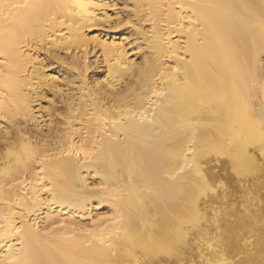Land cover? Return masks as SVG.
<instances>
[{
    "label": "bare ground",
    "instance_id": "bare-ground-1",
    "mask_svg": "<svg viewBox=\"0 0 264 264\" xmlns=\"http://www.w3.org/2000/svg\"><path fill=\"white\" fill-rule=\"evenodd\" d=\"M125 1L0 0V264H264V0Z\"/></svg>",
    "mask_w": 264,
    "mask_h": 264
},
{
    "label": "rangeland",
    "instance_id": "rangeland-1",
    "mask_svg": "<svg viewBox=\"0 0 264 264\" xmlns=\"http://www.w3.org/2000/svg\"><path fill=\"white\" fill-rule=\"evenodd\" d=\"M111 1V4H110V11L112 12H115L116 13V11L117 12H119V16L121 17V18H123L124 19V21H123V23L121 24V26L118 28V29H116L115 31H114V29L115 28H111L112 30H110L109 29V31L110 32H116L117 30V34H124V33H126V32H132L133 33V31L131 30V26H128L129 24H128V18H127V16L129 15H131L133 12V8H132V6H130L131 4H129V3H126V1L125 0H110ZM113 4V5H112ZM127 4V5H126ZM122 8V9H121ZM132 8V9H131ZM112 12V13H113ZM115 13H113V15L115 14ZM124 24V25H123ZM123 25V26H122ZM144 27H146V28H149V25H147V23H145L144 24ZM120 28H122V29H120ZM128 30V31H127ZM130 30V31H129ZM93 34H96V32H92L91 33V35H93ZM94 45V42H91V45L90 46H93ZM94 53L93 52H91L90 53V58H91V60L93 61V64L91 65V67L89 68V71L90 72H88V79L89 80H92L94 77H95V75H96V73L97 74H100L101 73V71L100 70H102L103 68L102 67H100V66H102V63L100 62V60H96L95 59V54L93 55ZM138 55H140V53H138V54H136V55H131V57L132 58H135L136 60H138ZM54 67H55V65H54ZM59 68H61V67H59ZM100 68V69H99ZM76 71V72H75ZM103 71V70H102ZM68 72H70L72 75H76L75 77L73 76V78H74V80H75V78L77 79L78 78V71L77 70H71V68H69L68 69ZM74 72V73H73ZM61 77H62V74H61ZM75 81H77V82H79L80 81V78H79V81H78V79L77 80H75ZM48 97L47 98H45V100L43 101V104L45 105V104H47L50 100H51V98H49L48 100ZM263 164H264V162H263ZM87 190L89 189V191L90 192H88L86 195H84V196H87L86 198H88V200H87V202H91L92 204H93V206L90 208L91 210V213L90 212H86V213H84L83 215H82V213H78V212H76V213H78V214H76V213H74V215L76 216H74V215H72V217H71V219H69V217L68 216H70V215H67V217L65 216V218H67V220L66 221H68V224H71L72 223V226L73 227H77V228H75V229H77L76 231L79 233V234H82V233H85L87 230H85V229H88V227H90L92 224H94L96 221H98V222H101V221H106V220H108L109 219V217L111 216V211L113 210V207L112 206H110L111 205V203H108L107 201H105L104 200V198H103V200H100V198H99V196H98V193H97V191H98V189H100V187H102V185L100 184V182H99V177H96V175H93V174H90V175H87ZM100 186V187H99ZM91 188V189H90ZM97 190V191H96ZM95 192V193H94ZM42 195H43V199H46L47 200V194H45L44 192H42ZM45 197V198H44ZM91 197V198H90ZM85 198V199H86ZM110 204V205H109ZM22 208H20V207H18L17 208V210H16V212H17V215L18 214H20L19 212H23L24 213V211H23V209L21 210ZM37 209V207H34V209H32V210H30V215L28 216V218L30 217L31 219H33L34 217H35V215H36V213H38V212H36L35 213V210ZM34 210V211H33ZM46 211V209H44V207L42 208V214H44L43 212L44 211ZM35 215H34V214ZM25 214H26V212H25ZM33 214V216H31ZM82 215V216H81ZM43 216V215H42ZM75 217V218H74ZM107 218V219H106ZM71 220H73V221H71V223H70V221ZM101 220V221H100ZM93 222V223H92ZM45 225H46V223L45 222H43ZM42 223V221H41V224H40V226L42 227V229H43V231H52L53 229L54 230H58V229H60V228H63V226L62 225H60V224H57V223H55L54 225H50V224H48V225H44ZM50 225V226H49ZM57 228H56V227ZM61 230V229H60ZM84 231V232H83ZM165 252H162V253H160V254H158V258H161V263L160 264H164L163 262H165V264H168V259H169V257L171 258V259H169L170 261H169V264H177L176 262H175V260H174V258L172 257V256H170V254L169 255H167V253L168 252H166V255H167V257H166V255L164 254Z\"/></svg>",
    "mask_w": 264,
    "mask_h": 264
}]
</instances>
